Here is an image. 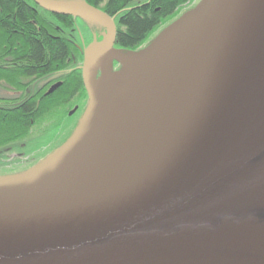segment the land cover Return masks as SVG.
I'll list each match as a JSON object with an SVG mask.
<instances>
[{"label": "water", "instance_id": "obj_1", "mask_svg": "<svg viewBox=\"0 0 264 264\" xmlns=\"http://www.w3.org/2000/svg\"><path fill=\"white\" fill-rule=\"evenodd\" d=\"M32 1L104 31L82 50L88 101L71 136L0 176V264H264V0H200L126 52L85 0Z\"/></svg>", "mask_w": 264, "mask_h": 264}, {"label": "trees", "instance_id": "obj_2", "mask_svg": "<svg viewBox=\"0 0 264 264\" xmlns=\"http://www.w3.org/2000/svg\"><path fill=\"white\" fill-rule=\"evenodd\" d=\"M85 1L114 17L115 47L135 51L150 43L155 36L145 42L163 20L193 0ZM91 38L79 17L54 15L32 0H0V88L16 93L0 96V176L36 165L73 133L88 101L79 48ZM56 82L61 85L46 94ZM6 154L20 158L7 163Z\"/></svg>", "mask_w": 264, "mask_h": 264}, {"label": "bare ground", "instance_id": "obj_3", "mask_svg": "<svg viewBox=\"0 0 264 264\" xmlns=\"http://www.w3.org/2000/svg\"><path fill=\"white\" fill-rule=\"evenodd\" d=\"M115 55L121 56L120 52L117 51H115ZM144 55L154 58V55L151 52H145ZM133 64L136 67H139L141 65V61L134 60L132 65ZM111 80L115 83L117 87V97L119 104L122 105L123 107H128L129 105L133 104L134 81H132V74L123 70L121 72L115 73ZM145 94L146 95L148 94V90L145 91L144 95ZM93 121H94L93 110L90 108L85 115L83 125L80 130V134H79L80 141L85 140L86 137L88 136L90 126Z\"/></svg>", "mask_w": 264, "mask_h": 264}, {"label": "rangeland", "instance_id": "obj_4", "mask_svg": "<svg viewBox=\"0 0 264 264\" xmlns=\"http://www.w3.org/2000/svg\"><path fill=\"white\" fill-rule=\"evenodd\" d=\"M199 0H193L191 2H187L185 4H183L182 6H180L177 10L176 13H174L175 18L179 15H181L182 12L189 10L190 8L194 7V5L198 4ZM174 16H169L167 17L165 20H163L158 26L157 28H155L153 30V32L151 33V35L148 37L149 39L145 42L147 43L148 41H150L154 36H156V34H158L160 32V30H162L164 27L167 26V24L170 22V20L174 17ZM83 21L87 24L88 28L91 30L92 33H100L104 31V26L103 24H101L100 22L96 21V20H92V19H83ZM172 21V20H171ZM172 23V22H171ZM169 25V24H168ZM149 44V43H148ZM147 44V45H148ZM146 46L141 47L140 49L144 48ZM116 48V47H115ZM118 49V48H117ZM139 49V50H140ZM118 52V50H116ZM121 56L115 55L114 54V58L113 61L116 62L117 64H119V67L117 68V66H113V68H115L116 70H118L121 66V64H123V70L124 69H128L129 70V66L127 65V63L130 61L128 58L124 57V53L126 51H119ZM127 62V63H126ZM112 63V62H111ZM82 64V61H81ZM112 68V69H113ZM113 69V70H115ZM111 76V75H110ZM16 93L10 89H6L1 87L0 88V96L4 95V96H11V95H15ZM77 109V106H75ZM74 107V108H75ZM73 108V109H74ZM72 109V110H73ZM8 157L6 158V162H12L14 161V159L16 158H20L19 156H16L15 154H6ZM9 166V165H8Z\"/></svg>", "mask_w": 264, "mask_h": 264}, {"label": "flooded vegetation", "instance_id": "obj_5", "mask_svg": "<svg viewBox=\"0 0 264 264\" xmlns=\"http://www.w3.org/2000/svg\"><path fill=\"white\" fill-rule=\"evenodd\" d=\"M114 22H115V20H114ZM92 34H94V33H92ZM96 34V36H97V40H100L101 39V36H100V33L98 34V33H95ZM91 40H92V38H91ZM88 44V43H87ZM86 44V45H87ZM86 45H84V46H86ZM81 51L80 52H82V50H83V48H79ZM80 66H81V64H80ZM113 66H117V68L119 67V64H117L116 62H114V61H112V66H111V70H113V69H115V68H113ZM113 68V69H112ZM116 70V69H115ZM53 85V84H52ZM50 88V87H49ZM76 108V107H75Z\"/></svg>", "mask_w": 264, "mask_h": 264}]
</instances>
